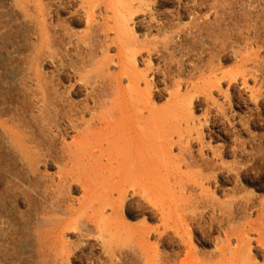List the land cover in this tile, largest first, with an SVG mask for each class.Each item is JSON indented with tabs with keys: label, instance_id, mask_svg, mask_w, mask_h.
<instances>
[{
	"label": "rangeland",
	"instance_id": "374dc122",
	"mask_svg": "<svg viewBox=\"0 0 264 264\" xmlns=\"http://www.w3.org/2000/svg\"><path fill=\"white\" fill-rule=\"evenodd\" d=\"M131 23L151 98L174 115L177 166L158 195L130 201L126 229L110 243L79 223L68 235L78 249L64 264H190L194 255L216 264L228 218L234 227L257 219L264 203V0H146ZM34 32L14 0H0V264H49L27 241L35 196L4 129L16 115L19 74L37 63Z\"/></svg>",
	"mask_w": 264,
	"mask_h": 264
},
{
	"label": "bare ground",
	"instance_id": "6f19581e",
	"mask_svg": "<svg viewBox=\"0 0 264 264\" xmlns=\"http://www.w3.org/2000/svg\"><path fill=\"white\" fill-rule=\"evenodd\" d=\"M14 2L35 29L29 42L37 65L19 74L16 115L4 129L35 196L27 241L37 258L64 264L78 249L68 235L79 223L110 243L126 229L121 214L130 201L158 195L161 179L175 173L174 115L156 105L150 75L136 65L145 46L131 22L146 0ZM193 185L205 190L202 180ZM232 223L228 218L216 264H264V203L257 219ZM136 233L141 243L145 231ZM90 240L80 237L85 246ZM200 260L191 256L190 264Z\"/></svg>",
	"mask_w": 264,
	"mask_h": 264
}]
</instances>
